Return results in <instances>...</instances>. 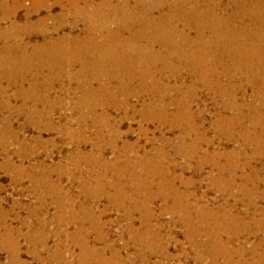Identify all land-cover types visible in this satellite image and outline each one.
Instances as JSON below:
<instances>
[{"label":"rangeland","instance_id":"rangeland-1","mask_svg":"<svg viewBox=\"0 0 264 264\" xmlns=\"http://www.w3.org/2000/svg\"><path fill=\"white\" fill-rule=\"evenodd\" d=\"M16 1L17 6L14 0H0V31L11 23L17 27L32 24L35 31L29 36L2 38L0 48L3 42L15 40L28 52L43 38L38 34L41 31L57 28L56 33H49L57 38L56 34L75 25L81 36L87 25L88 20L72 17L73 1ZM57 14L66 16L58 18ZM65 69L69 74L79 66ZM183 69L179 80L164 81L171 86H194L180 106L173 88L166 93L162 106H166L167 116L161 121L154 115L151 120L141 117L143 104L149 102L145 92L124 102L120 92L111 96L117 84L112 80L101 94L98 86L104 81L95 80L91 73L79 77L82 93L74 81L50 86L42 82L45 69L33 73L39 85L35 93L47 96L38 108L47 111L51 105L52 111L39 121L28 122L25 115L31 104L25 114L15 111L22 101L19 92L30 90L28 83L20 81V72L0 77L6 93L0 101L10 105L8 109L0 106V135L7 138L6 129L16 134L7 138L5 150L0 149V264H264V134L260 147L245 142L242 134L247 131L249 138L254 137L264 122L256 126L247 115L233 119V127L219 121L223 130L217 129V115L236 117L235 112H225L220 93L206 90L189 69ZM124 80L128 78L123 76ZM219 82L227 80L220 77ZM138 83L135 76L127 87L137 91ZM242 85L235 101L240 103L243 96L250 104L257 90ZM80 94L91 105L95 119L87 106L75 108ZM173 112L184 116L180 120L187 121L181 126H191L190 134L174 126ZM22 148L26 151L21 153ZM143 155L152 160L149 167L136 164ZM82 156L93 157L94 162L88 163ZM101 157L109 163L115 159L124 162L105 167ZM120 165L126 171L117 179ZM130 172L141 177L139 191H134L137 186L132 184ZM83 247L100 253L101 258L87 256L80 261Z\"/></svg>","mask_w":264,"mask_h":264},{"label":"bare ground","instance_id":"bare-ground-1","mask_svg":"<svg viewBox=\"0 0 264 264\" xmlns=\"http://www.w3.org/2000/svg\"><path fill=\"white\" fill-rule=\"evenodd\" d=\"M33 1L42 3L45 0ZM69 1H73L72 5L76 10L73 11L72 17L74 19L88 20L86 21L87 25L81 36L75 32L76 26L71 25L67 32L56 34L57 38H53L51 35L56 33L57 28L50 31L49 33L51 34L47 31L38 33L43 38H40L41 40L38 42L35 41V44L31 43L32 46L29 49L30 52L28 51L29 53L23 44L20 46L17 44L18 41L15 40L3 42L0 48V77L5 73L20 72L18 73L19 76L23 77L20 81H26L28 87H30L29 91L19 92L18 97L22 101L20 107L15 110L17 113L25 114V110L29 111L31 107L27 104H31L32 107L30 111L25 115L28 122L39 121L40 118L46 116L47 112L52 111L51 105H48L47 111L38 108L40 104H44L42 101H46L47 97L44 96V94L43 96H38L35 93V91L39 90H35L38 82L33 73L39 74L37 72L40 70L44 71L48 69L45 70L47 74L42 76V82L45 84L52 86L53 83H60L62 80H67L69 82L74 81L77 82L78 85L75 86L81 93V90L84 88L80 87L79 77L87 76L89 73L93 75L92 78L95 80L103 79L104 84L97 81L99 83L98 92L101 94L105 88H108L106 84L112 80L116 82V90H113L111 96L114 97L115 92H120L124 95V102L135 94L145 92V95L149 98V102L143 104L141 112L143 115L141 117L144 116L151 120L152 117L157 116L161 121L167 116L166 106H162L163 103L165 104L166 93H168L171 88L174 89L173 91L179 95L175 100L178 106L180 101H184L188 91L194 86L191 85L192 83L189 87L186 85L171 86L168 81H164L166 79L179 80L182 78L180 70L183 68L189 69L193 79L195 78L198 80L203 85V88L206 90L213 89L220 93L223 99V108L225 112L227 110L233 113L235 112L236 117L228 116L227 114L217 115L218 122L223 121L227 125L233 127L235 125V118H238L237 120H242L247 115L253 118L255 121L254 125L256 126H260L264 122V0H121L119 4H113V0H98L97 2H93V0ZM78 1L83 4L82 7L76 5V2L77 4L79 3ZM14 3L17 6L16 0H14ZM57 15H59L58 18H65L66 16L62 14ZM43 22L44 21L41 23ZM37 23H39V21ZM31 25L26 24V26H18V28L14 23H11L5 31H0V39H13L22 35L29 36L30 33L35 31ZM87 55L91 57V62L87 61ZM173 59L175 62H172ZM77 65L79 69H76V72H70L68 74L67 72L69 70H64L65 67L74 68ZM135 65H137L136 67L139 69V72L136 71L135 73ZM87 66H89V68ZM157 66H161L160 69L152 70ZM212 67H218L220 70L213 71ZM203 68H206V70L201 71L204 70ZM24 76H26L27 79ZM123 76L127 77L128 80L123 81ZM135 76H138L139 79V89L137 91H133L131 90L132 88L129 89V87H127V85L135 79ZM220 77H224L227 82H219ZM1 78L4 79V77ZM147 82H150V84ZM242 82L250 88L257 90L250 104L243 101V96L242 99L239 100L241 101L240 103L235 101V94L237 91L239 92L243 89ZM83 95L84 94H80L78 97L75 102V108L77 106H87L88 109L87 107L86 109L90 112V116L95 119L92 114V107L90 104L85 103L86 101ZM3 97H6V93L5 90L0 87V98ZM102 103L103 102H101V104ZM0 106L5 109L10 107L8 102L4 101H0ZM171 117L170 119H172L175 127L181 128L186 135L190 134L189 132L192 131L191 126L190 129L186 127L182 128L181 126L182 121H187L186 119L180 120L184 116L173 112ZM223 122H219V128L217 126V129L221 130L220 125H222ZM258 128V134H255L252 138L248 137L247 131H243L244 141H248L250 145L256 147L262 146L259 140L260 136L264 134V128ZM6 131L8 134L7 138L13 139L16 137L13 131L9 129H6ZM233 136L234 134H229V137L234 138ZM2 137L3 136L0 135V149L5 150L8 140ZM78 140L80 141V139ZM22 151H26V148H22L21 153ZM82 157H85L84 160L88 163L94 162L93 157ZM102 159L101 157V160ZM103 160V165L105 167L115 166L120 161L119 159H115L114 162L109 163L105 159ZM124 160L125 163L126 161L128 163L130 162L129 159ZM151 161L148 155H143L136 160V164L149 167ZM116 168L118 172L117 179H119L126 169L125 167H121V165L120 168ZM19 170L23 172L21 166H19ZM225 170L227 169L225 168L220 171L223 173ZM130 173L132 184L136 186L141 185V177L135 173ZM140 189L141 188L137 186L134 188V191H139ZM147 199L149 198L147 197ZM135 208L136 205H133V209ZM201 217H203V215ZM225 218L224 220H226ZM216 220L218 221V219ZM188 225L189 224H187V226ZM251 253L252 252H250V254ZM87 256L97 257V260L99 257L101 258L100 253L93 250L88 251L83 247V249H81L80 261H84V258Z\"/></svg>","mask_w":264,"mask_h":264}]
</instances>
